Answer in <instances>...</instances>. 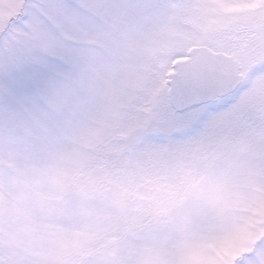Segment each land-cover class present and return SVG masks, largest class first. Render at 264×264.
I'll return each mask as SVG.
<instances>
[{
	"label": "snow or ice",
	"instance_id": "obj_1",
	"mask_svg": "<svg viewBox=\"0 0 264 264\" xmlns=\"http://www.w3.org/2000/svg\"><path fill=\"white\" fill-rule=\"evenodd\" d=\"M0 264H264V0H0Z\"/></svg>",
	"mask_w": 264,
	"mask_h": 264
}]
</instances>
